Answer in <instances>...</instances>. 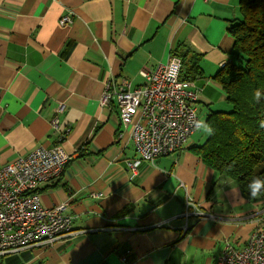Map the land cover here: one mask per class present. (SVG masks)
<instances>
[{
    "label": "crops",
    "instance_id": "obj_1",
    "mask_svg": "<svg viewBox=\"0 0 264 264\" xmlns=\"http://www.w3.org/2000/svg\"><path fill=\"white\" fill-rule=\"evenodd\" d=\"M239 6L240 0H0V166L36 147L62 145L72 159L38 192L45 206L66 202L77 231L0 255V264H215L227 242L244 246L263 226L264 196L245 198L236 181L196 154L208 135L196 136L198 129L174 153L130 173L126 160L138 156L131 128L124 129L114 102L100 103L107 80L139 85L142 69L188 49L202 70L193 79L198 111L207 117L227 107L213 77L232 59L229 28ZM68 12L72 23L61 25ZM56 114L70 128L65 137L51 126ZM188 196L206 216H183Z\"/></svg>",
    "mask_w": 264,
    "mask_h": 264
},
{
    "label": "built area",
    "instance_id": "obj_2",
    "mask_svg": "<svg viewBox=\"0 0 264 264\" xmlns=\"http://www.w3.org/2000/svg\"><path fill=\"white\" fill-rule=\"evenodd\" d=\"M72 21L71 12L60 18L61 25ZM181 72V59L172 55L153 68L142 69L144 82L139 85L127 78L106 81L100 103L112 106L114 102L124 129L131 128L138 153L126 160L130 173L144 161L154 163L157 157L174 153L198 130L197 88L193 80L182 79ZM64 108L61 103L56 112ZM50 123L62 137L70 133V128L61 127L57 114ZM71 159L72 155L57 144L36 147L0 166V255L52 244L77 233L67 203L45 206L38 192L41 184L61 176ZM205 214L188 196L183 216ZM189 227L186 223L184 231ZM130 253L127 249L121 255L123 262ZM215 264H264V224L251 233L244 246L227 242Z\"/></svg>",
    "mask_w": 264,
    "mask_h": 264
},
{
    "label": "trees",
    "instance_id": "obj_3",
    "mask_svg": "<svg viewBox=\"0 0 264 264\" xmlns=\"http://www.w3.org/2000/svg\"><path fill=\"white\" fill-rule=\"evenodd\" d=\"M240 17L230 25L235 39L232 59L214 79L224 89L229 110H212L205 121L214 128L194 150L218 175L237 182L243 196H264V0H240ZM189 50L176 51L182 61L181 78L193 80L202 73ZM259 90V101L255 93ZM260 184L250 196L249 184Z\"/></svg>",
    "mask_w": 264,
    "mask_h": 264
},
{
    "label": "clouds",
    "instance_id": "obj_4",
    "mask_svg": "<svg viewBox=\"0 0 264 264\" xmlns=\"http://www.w3.org/2000/svg\"><path fill=\"white\" fill-rule=\"evenodd\" d=\"M260 95H261L260 91L257 90L255 93V99L257 101H259ZM197 128L203 129V133L206 135H212L214 133V128L211 126L210 123H208L205 120L198 121ZM261 187L262 186L260 184H251L250 183L248 186V188L250 190V196L252 198H256L260 194Z\"/></svg>",
    "mask_w": 264,
    "mask_h": 264
},
{
    "label": "rangeland",
    "instance_id": "obj_5",
    "mask_svg": "<svg viewBox=\"0 0 264 264\" xmlns=\"http://www.w3.org/2000/svg\"><path fill=\"white\" fill-rule=\"evenodd\" d=\"M225 105H227V107H221L219 110H229L230 108H232L230 106V104L227 102ZM198 107V106H197ZM202 108V107H201ZM206 113H202L201 111H198V115L200 116L201 120H205L206 116H205ZM207 136L206 134L203 133V129H200L197 133H196V136ZM195 138V137H194Z\"/></svg>",
    "mask_w": 264,
    "mask_h": 264
}]
</instances>
